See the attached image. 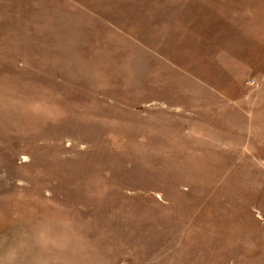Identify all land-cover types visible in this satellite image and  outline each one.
Wrapping results in <instances>:
<instances>
[{"label": "rangeland", "instance_id": "374dc122", "mask_svg": "<svg viewBox=\"0 0 264 264\" xmlns=\"http://www.w3.org/2000/svg\"><path fill=\"white\" fill-rule=\"evenodd\" d=\"M0 264H264V0H0Z\"/></svg>", "mask_w": 264, "mask_h": 264}]
</instances>
